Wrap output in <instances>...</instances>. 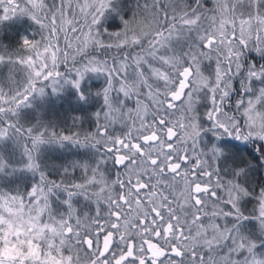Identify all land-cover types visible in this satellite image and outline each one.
Segmentation results:
<instances>
[{
	"label": "snow or ice",
	"instance_id": "snow-or-ice-1",
	"mask_svg": "<svg viewBox=\"0 0 264 264\" xmlns=\"http://www.w3.org/2000/svg\"><path fill=\"white\" fill-rule=\"evenodd\" d=\"M12 137L39 179L0 191V264H264V0H0Z\"/></svg>",
	"mask_w": 264,
	"mask_h": 264
},
{
	"label": "trees",
	"instance_id": "trees-1",
	"mask_svg": "<svg viewBox=\"0 0 264 264\" xmlns=\"http://www.w3.org/2000/svg\"><path fill=\"white\" fill-rule=\"evenodd\" d=\"M129 6H134V0H127ZM18 38V37H17ZM91 84L94 87H100L99 82L92 81ZM67 94H64V97L57 100L55 97L48 98L46 100L36 99L34 101L35 107L40 109L43 113L45 119H56L58 121L71 123L70 116L74 113L71 112V102L70 99L66 98ZM34 115V113H32ZM79 114V113H75ZM87 127V125H86ZM14 138V137H13ZM10 142L0 143V155L5 156L9 161H22V149L20 144L22 141L17 140L16 138L11 139ZM83 150H77L71 146L64 149L56 148H47L44 150L41 162L49 169V175L52 179H58L57 169L52 168V165H62L66 162L76 158L78 155L82 154ZM108 168L112 173V178L115 179L117 170L122 171L120 166L113 167L111 161H109ZM79 175V173H77ZM254 177L257 182L264 180V168L255 172ZM38 175L33 178L28 174L23 173H12L10 175H0V191H14L13 189H23L24 191L30 190V187L33 183L38 182ZM61 196L63 194H60ZM53 201L56 200L54 196ZM91 209L94 213V205L91 206ZM87 210V209H86Z\"/></svg>",
	"mask_w": 264,
	"mask_h": 264
},
{
	"label": "rangeland",
	"instance_id": "rangeland-1",
	"mask_svg": "<svg viewBox=\"0 0 264 264\" xmlns=\"http://www.w3.org/2000/svg\"><path fill=\"white\" fill-rule=\"evenodd\" d=\"M94 82H99V84H100V86H101V84H102V80H93ZM92 82V81H91ZM15 138V137H14ZM13 137L12 138H10L7 142H10V143H12L10 140L11 139H14ZM22 149V148H21ZM22 154V153H21ZM0 156H2V155H0ZM4 158H5V156H3ZM21 161H12V162H9L10 164H12V165H16V164H19ZM14 171H13V169H6L5 170V172H3V173H0V175H10V173H13ZM31 176V175H30ZM31 177H33V176H31ZM36 177V176H35ZM35 177H33V178H35ZM32 186V185H31ZM14 191L16 190V188H14L13 189ZM20 190L21 191H24L23 189H21L20 188Z\"/></svg>",
	"mask_w": 264,
	"mask_h": 264
}]
</instances>
